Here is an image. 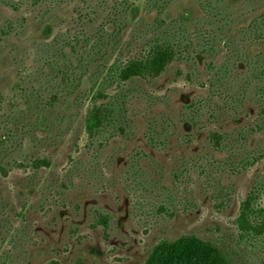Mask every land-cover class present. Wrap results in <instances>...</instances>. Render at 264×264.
Returning a JSON list of instances; mask_svg holds the SVG:
<instances>
[{
	"label": "rangeland",
	"instance_id": "1",
	"mask_svg": "<svg viewBox=\"0 0 264 264\" xmlns=\"http://www.w3.org/2000/svg\"><path fill=\"white\" fill-rule=\"evenodd\" d=\"M204 1L0 0V264H145L160 240L183 235L214 242L235 264H264V239L240 237L235 223L264 162L246 171L243 148L211 141L258 115L242 90L246 55L264 53V40L246 41L264 0L216 4L229 46L155 79L109 82L99 103L116 119L86 129L87 98L116 61L179 27L195 38L192 57L203 51L218 24ZM227 60L237 109L209 100L208 65Z\"/></svg>",
	"mask_w": 264,
	"mask_h": 264
},
{
	"label": "trees",
	"instance_id": "2",
	"mask_svg": "<svg viewBox=\"0 0 264 264\" xmlns=\"http://www.w3.org/2000/svg\"><path fill=\"white\" fill-rule=\"evenodd\" d=\"M213 3V4H212ZM216 4H225L224 0H206L203 7L206 10L214 11V19L217 20V27L212 31V38L204 37L203 51L196 52L195 57H192L194 39L189 32H186L181 27L177 28L170 34H163V32L156 35L152 40L145 43L144 48L140 53L134 57L125 60L124 62L116 61L113 65L107 68L106 75L97 81V86L101 89L96 93H91L88 96L89 106L86 114V129L88 132H93L96 129L111 125L113 120V104L99 103L100 101L109 99L110 96L105 93L106 85L115 80L118 86L136 78H158L163 75L169 66L175 61H193V59L203 60L205 57H214L218 49L222 46H229L231 38L228 35L219 36L224 32L225 27L230 24H223V19L218 15H222V8H215ZM123 2L121 6H125ZM126 14L133 15L136 19L140 13L138 7L127 6ZM126 21V18H125ZM125 26V25H124ZM124 26L121 27L123 30ZM159 24V29H160ZM226 32L229 33V31ZM264 30V12L258 16L252 24L246 29L250 33L246 37V41L256 42L264 40V35L260 32ZM246 32V34H247ZM219 38V39H218ZM218 39V43H216ZM231 49L230 47H227ZM208 49V55L205 53ZM94 51V49H92ZM95 53V51H94ZM98 55L99 52H96ZM230 60L210 62L208 69L210 77L208 79L207 87L210 91V99L223 98L224 108L237 109L242 104L243 100L240 98L241 92H234L230 85L229 79L232 75L229 73L228 65ZM102 67H106L103 65ZM97 67L96 70H100ZM246 88L242 90L246 94V109L248 103L259 108L258 115L254 122H251L246 128H240V134L234 136L236 132H227L220 134L218 131L213 132L211 141L214 142V147L227 148L235 154L243 148L244 154H239L242 158L241 165L246 167V171L253 168L259 162H264V138L258 142H253L254 138L264 133V53H258L249 57L246 55ZM95 71V70H94ZM103 69L101 72H105ZM93 72V71H92ZM211 72V73H210ZM84 73V75H87ZM94 78L98 75L93 73ZM71 81V78L66 73L64 75ZM117 86V87H118ZM252 96L254 97L252 99ZM203 101V100H201ZM203 104V103H200ZM196 113L193 116L195 117ZM194 122V121H192ZM232 142V145H231ZM240 144L239 147L233 146ZM235 223L239 228L240 237H246L248 240L264 239V175H258L257 180L253 184V189L250 191L246 199L241 203L240 214L236 218ZM145 264H235L229 257L212 241L200 239L194 235H183L174 242L166 239L160 242L153 248Z\"/></svg>",
	"mask_w": 264,
	"mask_h": 264
}]
</instances>
